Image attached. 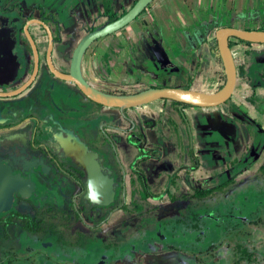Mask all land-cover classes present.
I'll list each match as a JSON object with an SVG mask.
<instances>
[{
    "label": "flooded vegetation",
    "instance_id": "obj_1",
    "mask_svg": "<svg viewBox=\"0 0 264 264\" xmlns=\"http://www.w3.org/2000/svg\"><path fill=\"white\" fill-rule=\"evenodd\" d=\"M94 3L0 0V264H234L238 240L264 264L263 122L226 103L200 108L204 111L192 124L186 106L181 109L187 125L175 110L167 116L162 110L155 122L145 120V132L129 111L131 119L119 108L89 99L66 76L81 39L107 23L101 0ZM73 26L81 32L75 41ZM100 39L85 51L81 74L94 88L115 93L106 84L119 64L106 63L100 52L91 51V59H85ZM145 49L136 66L148 77L158 60ZM176 68L160 66L148 87L172 86L165 82ZM176 73L180 79L181 70ZM169 117L181 123L182 142L168 128ZM217 121L232 123L228 138L207 129ZM151 130L157 140L149 143ZM167 143L173 147L164 151ZM220 163L227 175L214 170L205 184L184 185L202 167ZM216 173L221 181L211 186ZM243 178L257 183V190H242L246 203L254 200L246 214L231 200ZM224 182L226 191L200 198L199 191ZM140 216L155 225L152 252H138ZM225 225L231 239L226 248L224 240L204 241L207 229ZM180 238L185 240L181 246L171 241ZM222 250H227L225 260L218 258ZM169 252L176 259H168Z\"/></svg>",
    "mask_w": 264,
    "mask_h": 264
},
{
    "label": "crops",
    "instance_id": "obj_2",
    "mask_svg": "<svg viewBox=\"0 0 264 264\" xmlns=\"http://www.w3.org/2000/svg\"><path fill=\"white\" fill-rule=\"evenodd\" d=\"M143 16L146 22L141 20L145 27L142 28L149 30L151 34H158L157 43L148 41L150 48L154 50L155 44H159L173 66L183 72L180 81L172 82L169 77L165 85L180 86L183 78L192 70L198 69L191 87L213 92L216 89L210 82L217 80L218 83L215 84L220 89L226 79L215 31L221 27L264 30V0H154ZM145 36L137 32L134 38L138 41L139 37L144 39ZM135 49L137 52L134 51L133 59L145 56V50L140 45H136ZM233 54L238 81L232 103L236 109L259 117L264 124V115L248 101L253 93L264 101V44L236 40ZM140 60L142 61V57ZM155 82L156 78H153L150 83ZM209 86L212 87L209 89ZM184 112L192 122L203 110L190 106Z\"/></svg>",
    "mask_w": 264,
    "mask_h": 264
},
{
    "label": "rangeland",
    "instance_id": "obj_3",
    "mask_svg": "<svg viewBox=\"0 0 264 264\" xmlns=\"http://www.w3.org/2000/svg\"><path fill=\"white\" fill-rule=\"evenodd\" d=\"M95 1L96 0H92V3L97 6V4L94 3ZM132 2H133V0H132ZM132 2H131V0H121V1L116 0V11L119 14H121L124 10L130 9L132 7ZM144 17L145 16L141 17V19H138V20L132 22L126 28H123L121 30L114 32L113 35L110 34V36L109 35L105 36L106 38L103 37V39H100L98 42L93 44V46L86 53V58H85L86 60L91 59V56H92L91 51H93V53L100 52L103 55L104 61L106 63L109 62V64H111V66H113L112 63L117 62V64L120 65V66L116 65V67L118 68L117 74H112V76L110 78L112 83H109L110 81L108 80V82L106 84V88L111 90V91H114L115 93H123V91L134 92V91H137L140 89L147 88L149 86L148 83H149L150 79L152 77H155V75H156L155 73L160 68V66L161 67L166 66L164 64H162V65L156 64L155 65V63H153L151 65L152 68H150V69H153V70L156 69L154 71L155 73L153 72L152 76H148V77L145 76L146 74H148L147 71L141 72V70H138V67H136V64L141 65L140 57H142V58L144 57V55H140V56H136L135 59H133V56L135 55L134 53L137 52V50L135 49L136 45H140L142 47V49L146 45L148 48H150L148 41L151 40V41H153V43L154 42L156 43L158 41V34L156 32H153L151 34V32L149 30L143 29V28H145V27H143L144 26L143 23L146 22L143 19ZM141 20L143 21V23L141 22ZM92 21H93V19H91L90 22L92 23ZM102 23H103V21H98L97 23L95 22L96 25H99ZM73 28L76 29V36L74 37V41H75V39H78L81 32L76 27L73 26ZM137 32H139V34L142 33L144 36L146 34L145 38L140 39V37H139V39L137 41L136 38H134V36H135V34H137ZM138 36H141V35H138ZM155 46H159V44L158 45L155 44ZM143 50H146L145 47ZM146 53H148L147 50L144 51V54H146ZM96 56H97V58L94 56L95 60L101 59L100 56H98V55H96ZM134 62H135V64H134ZM173 71H175V72L170 73V76H167V75L166 76L168 78L171 77L172 82H176L178 80L180 81V79L176 73L178 71V69L176 68ZM182 74H183V72H182ZM159 81H160V83H162L163 82L162 78H160ZM186 82H187V77L185 79V83ZM224 82H225V80H223V83ZM168 83H171V82L168 81ZM210 83L211 84L213 83L214 88L216 90H218L217 88L219 87V85L215 84V83H218L217 80H215L214 82H210ZM180 86L184 87L185 84H182ZM211 87L209 86L208 88L210 89ZM171 106H172L171 101L165 102V100H162V101H157L155 103H152L148 106L131 109V110H129V113L135 117V120L142 126L143 130L145 132H147V129H149V127L146 125L145 120H147V119H150V120L158 119L160 116V112L162 110H164V111H162V114H164L165 116H167L168 114H175L176 112L172 109ZM164 118H166V117H164ZM123 124L126 125L124 121H123ZM167 126H169L168 128H171V125L167 124ZM181 128L184 131L185 127L182 126ZM170 131H171V129H170ZM150 136H151V138L148 140L149 143H150V141H153V140L156 141L157 140L153 130H151ZM172 139L173 138H170V140H172ZM169 146H171V148L173 147V145H170V143H167L164 151L168 150ZM206 152H207V150H204V153H206ZM257 155H258V153L256 154V156ZM167 160H168V158H167ZM214 170L217 172H222L221 174H226V175L228 174L227 173L228 168H225L224 163H220L219 165H215V167H213L212 169L207 168V167H202L194 175H192V176H194L193 179L186 180V182H184L185 183L184 185L186 187L187 186L192 187V186H195L197 184L203 185L206 183V178L208 176H211L213 174ZM219 174L216 173L214 175V177L209 180V185L213 186V185L220 183L221 178H220ZM243 180L245 182L241 180L242 183H241V185L239 184L241 187H236L234 189V191H232L233 193L231 194L232 195L231 200L233 202L237 203L240 211H245V210L247 211L246 206H248L249 204L253 205L254 200L250 199L249 204L246 203V200H243L244 194L242 193L243 192L242 190H247L248 188H253L254 190H257V188H254V186L257 187V183H256V180H246L245 178H243ZM243 183H245V184L243 185ZM239 185H234V187L239 186ZM254 194H255V192H254ZM246 195L247 194H245V196ZM229 200L230 199L228 197L227 201L229 202ZM217 203H219V202L218 201L215 202V204H217ZM215 204H213V205H215ZM246 213H249V210L247 212H245V214ZM141 219H142V217L140 216L138 218V224H137L138 252L139 253H142L143 251L152 252L154 250V246L156 245V242H155V240L150 239V233L153 231V228L155 225H153L154 223L147 222L144 220L142 221ZM163 234L165 236L169 237V239H171V232H169V230H166L165 232H163ZM160 237H162V236H160ZM241 237H242V239L246 238L244 234ZM220 240L225 241V243L221 247L226 248V243H228V241H230L231 239L229 236L225 235L223 230H216V229H212V228L207 229L206 239H204V241L206 243L219 242ZM171 241L173 243H176L178 246H181L185 242V240H183L181 238L175 239V240L172 239ZM226 253H227V250L220 251L218 254V258L225 260L226 259ZM168 254H170L168 259H171L172 261H173V259H176V258H174L175 256L173 255L172 252H169ZM208 261L211 262L212 260H208Z\"/></svg>",
    "mask_w": 264,
    "mask_h": 264
},
{
    "label": "water",
    "instance_id": "obj_4",
    "mask_svg": "<svg viewBox=\"0 0 264 264\" xmlns=\"http://www.w3.org/2000/svg\"><path fill=\"white\" fill-rule=\"evenodd\" d=\"M153 1L154 0H137L136 3L118 19L112 22H107L87 33L74 50L70 74L66 76V80L74 83L89 99L106 107L119 108L123 117L128 118L130 117L127 116L126 111L138 107L148 106L162 100L180 102V109L183 105L203 109L218 108L219 106L225 105L228 100L234 96L238 81V70L233 50L230 45V39L235 38L244 42L264 44V30L221 27L215 31L217 48L224 65L226 79L223 87L213 92H206L193 87L151 86L134 92L111 93L94 88L82 77L81 60L87 48L94 41L113 34L114 32L130 25ZM159 49V46H156L153 50V53L158 60V62L156 61V64H161L162 62L166 66L173 67V63L168 59L165 51L163 49L158 51ZM148 121L155 122L154 119H147L146 122L148 123ZM137 124L141 129H143L139 123ZM233 128L232 123L227 121H217L214 126L209 125L207 127V129L218 132L220 136L227 138L229 137L230 132H233Z\"/></svg>",
    "mask_w": 264,
    "mask_h": 264
},
{
    "label": "trees",
    "instance_id": "obj_5",
    "mask_svg": "<svg viewBox=\"0 0 264 264\" xmlns=\"http://www.w3.org/2000/svg\"><path fill=\"white\" fill-rule=\"evenodd\" d=\"M136 1L137 0L133 1V5L136 3ZM101 2H102L103 7H104V14L108 17L107 22H112V21L118 19L120 16L124 15L129 10V9L124 10L121 14H119L118 12L114 11L113 0H101ZM146 10H147V8L144 9V11L140 14L139 17H141V15H143ZM235 41H236L235 38L230 39L231 47L235 45ZM239 41H242V40H239ZM247 43H250V42H247ZM195 73L196 72L193 71L189 74L188 81H187L186 85L184 86V88H190L191 87ZM152 86H154V85H152ZM156 86H159V85H156ZM222 87L223 86H221V88ZM123 93H127V91H123ZM232 100H233V96L228 100L227 104H230L233 109H236V106L232 103ZM166 101H169V100H165V102ZM248 101L254 106V108L258 112L264 113V101L261 100L255 93H253L248 98ZM171 103H172V106H171L172 109L175 110L177 113H179V115H181V123H184L187 125L184 114H183V109L179 108L181 103L177 102V101H171ZM186 106H189V105H183V107H186ZM150 122L151 121H148V123H150ZM159 122L161 123L162 119H160ZM181 123L178 122L173 117H169V119H168V124L171 125V128H170L171 131L174 133V135L176 136V138L180 142H182V139H183V137L180 133V130H179V125ZM181 148H182V144H181ZM138 183L140 186H142V188H145L143 181H139ZM226 185H227V182H224L217 187L203 189V190L199 191L200 198H205V197L209 198L210 194L213 193L215 190L224 192V191H226ZM222 230L224 233H226V231L228 232L229 231L228 226L225 225L224 227H222ZM232 250H233V262H234V264H262L259 261H257V259L253 256L254 252L252 250L248 249L247 247H245L239 240L235 242Z\"/></svg>",
    "mask_w": 264,
    "mask_h": 264
}]
</instances>
